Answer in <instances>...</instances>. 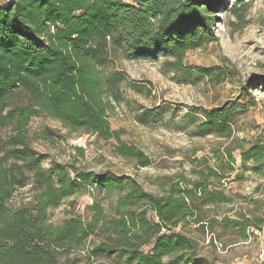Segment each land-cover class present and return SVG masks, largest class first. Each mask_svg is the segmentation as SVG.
<instances>
[{
    "label": "trees",
    "instance_id": "16d2710c",
    "mask_svg": "<svg viewBox=\"0 0 264 264\" xmlns=\"http://www.w3.org/2000/svg\"><path fill=\"white\" fill-rule=\"evenodd\" d=\"M225 1L0 0V129L14 133L0 151V264H77L62 260L89 243V258L115 256L123 264H214L200 258L196 241L176 229L189 222L203 230L206 210L229 202L219 189L198 181L172 184L157 195L110 171L57 161L46 168L47 157L29 145L26 131L34 117H51L70 132L115 140L116 155L150 167L141 150L122 144L111 129V99L120 102L122 84L130 83L124 72L108 69L116 60L166 57L170 69L192 74L183 64L186 53L218 41L213 28L216 15L227 9ZM196 69L204 79L221 75L214 68ZM237 108L203 110L196 137H232ZM228 156L233 171L232 152ZM240 156L244 167L258 164L249 170L264 167L260 145L242 148ZM29 186L30 199L10 207ZM87 189L105 196L110 214L95 200L86 219L71 216L59 226L48 221L51 209ZM261 224L244 222L242 238L247 227L259 230Z\"/></svg>",
    "mask_w": 264,
    "mask_h": 264
},
{
    "label": "rangeland",
    "instance_id": "374dc122",
    "mask_svg": "<svg viewBox=\"0 0 264 264\" xmlns=\"http://www.w3.org/2000/svg\"><path fill=\"white\" fill-rule=\"evenodd\" d=\"M225 2L227 9L216 15L213 28L218 41L186 53L183 64L194 69L192 74L170 69L167 62L172 60L166 57L116 60L108 69L124 72L134 86L123 83L121 101L111 99L107 112L111 129L120 133L122 144L141 150L151 160L150 167L116 155L115 140L70 132L51 117H34L26 135L29 145L47 157L46 168L57 161L78 170L110 171L134 178L157 195L172 184L209 182V189H219L229 202L206 210L209 221L203 230L186 222L176 231L193 238L198 256L214 264H256L264 250V167L258 173L249 170L258 164L244 167L240 152L256 145L264 150V0ZM199 67L214 68L221 75L204 79L197 73ZM234 104L238 108L232 137H196L195 125L203 110L215 112ZM13 135L10 128L0 129V151L9 146ZM228 152L235 160L233 171ZM212 171L218 176H212ZM29 190L30 186L19 190L10 207L27 202ZM95 200L110 214L105 196L87 189L51 209L48 221L59 226L71 216L86 219ZM254 219L261 221V229L247 227L243 239L244 222ZM91 245L73 251L62 262L68 257L77 264H123L115 256L89 258Z\"/></svg>",
    "mask_w": 264,
    "mask_h": 264
},
{
    "label": "built area",
    "instance_id": "2783aa9c",
    "mask_svg": "<svg viewBox=\"0 0 264 264\" xmlns=\"http://www.w3.org/2000/svg\"><path fill=\"white\" fill-rule=\"evenodd\" d=\"M165 232V230H163ZM256 264H264V250H262L256 259Z\"/></svg>",
    "mask_w": 264,
    "mask_h": 264
}]
</instances>
